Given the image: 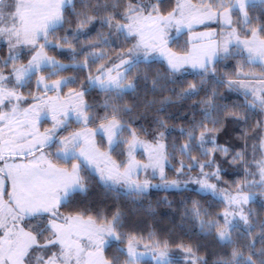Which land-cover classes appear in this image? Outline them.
Masks as SVG:
<instances>
[{
  "label": "snow or ice",
  "instance_id": "6c2138e0",
  "mask_svg": "<svg viewBox=\"0 0 264 264\" xmlns=\"http://www.w3.org/2000/svg\"><path fill=\"white\" fill-rule=\"evenodd\" d=\"M73 0H0V39L6 38L10 47L30 46L35 55L29 60L28 64L17 68L13 66L16 85L22 84L26 79H30L35 72L42 66L52 64L57 68H63L57 62L49 58L44 49L52 43L49 40L50 35H54L56 30L65 22L64 8L66 4H72ZM160 0H127L122 12H118L120 0H113L111 9L113 15L105 16L101 23L112 26V21L116 16L120 20L115 24V29L123 33L126 29V37L131 36L136 39V43L128 51L129 60H121L122 64L127 65L124 72H117L116 76H108L107 79H100L99 87L110 95L120 98L124 89H134V85L124 84L127 78L126 74L131 72L132 68L139 62L147 61L152 52H159L161 56H167L168 64L172 72H177L183 63L188 62V57H178L174 53L166 52L167 29L175 26L177 32L181 27L192 29L193 23L203 24L206 20L222 21L225 26L232 24V14L234 12L242 13L245 24H250L247 6H264V0H201L199 4L182 2L176 0L175 8L162 16L159 14L158 3ZM103 8L108 10L107 3L100 4L97 0L96 11ZM84 19L79 21L80 27L92 22L95 17L81 13ZM251 38L241 40L236 28L231 31L221 33L223 39L217 42L213 39L216 33H201V37H208L210 50L200 48L193 50L192 67H199L204 72H208V65L213 61L240 57L245 63L255 65L261 68L264 73V24L260 27L249 30ZM247 36L248 33L246 32ZM43 39L44 43H39ZM67 43V39L64 38ZM16 59V57H11ZM7 66V62L3 65ZM111 72V69L108 70ZM103 73V67L101 68ZM44 78L41 77L39 83ZM11 81L0 72V122H4L7 128H0V264H32L33 252L37 248L47 249L48 245L58 246V252H53L51 257L44 260L43 256H36V264H115L118 257L112 261L104 259L100 254L107 243L105 234L112 240L120 241L121 237L116 235L115 229L120 223V215L113 216L112 222L108 225H98L95 220L89 217L84 219L82 214L75 216H63L58 214V208L61 204L67 202L73 195L86 192V187L82 183L81 171H87L93 174L99 171L100 181L106 186L120 184L121 182L131 191L137 193L144 192L148 185L147 181L139 183L132 179L135 171L139 168L159 167L161 179H164L163 165L160 164L162 158L157 150L150 154L148 165H139L132 159V154L137 147H143L141 142L135 139L136 132L132 131V142L122 139L125 125L117 119V114L121 111L127 113L129 108H121L115 103L105 102L104 108L111 107V119L108 115L103 117L107 124H101L98 129L89 131L87 125L93 117L88 114L89 105L84 104L83 93H76L75 96L80 99V103L71 109H66L63 105L50 103L49 110L52 113L53 126L45 130L41 135L36 127L41 119H47L48 112L42 109H24L21 116L19 104H13V99L19 101L21 97L16 93L15 87L9 88ZM67 80H57L51 86L45 85L46 90L56 91L62 86H66ZM95 83V81H93ZM232 81L229 82L231 87ZM261 83L264 84V75L261 77ZM244 87L247 88L246 85ZM195 86L184 94L191 96L196 94ZM249 93H246V95ZM254 100L252 106L259 102L261 108H264V89L261 95L256 96V89L250 93ZM59 100V97H57ZM11 106L10 111L4 109ZM73 117L77 123L85 126L83 131L72 132L70 135L60 139L58 133L67 131ZM206 119L211 120L208 113H205ZM215 125L216 120H211ZM203 127V123L200 125ZM195 127L193 128V133ZM97 134L107 135V146L109 152L101 153L93 137ZM196 139L194 134L189 135V140ZM200 147L207 140L206 132L200 133ZM128 144L129 161L123 172H120L121 165L111 161L110 152H115L122 144ZM55 147V153L52 155L64 164H71V168L58 167L44 153L43 149ZM163 148V145H159ZM185 145L184 148H189ZM217 150V149H213ZM227 152V149H218ZM184 151V149H182ZM40 152L37 156L35 153ZM123 154V153H121ZM207 155V152L203 153ZM240 154H237L239 157ZM107 160L112 167L110 169L100 168L99 159ZM76 161V163H72ZM211 162H209L210 165ZM90 166H95L90 171ZM259 174L261 176L260 186L264 188V160L257 163ZM185 165L181 164V169ZM191 168L193 165H188ZM205 165H200L201 170ZM203 174V173H202ZM205 177L208 174H203ZM212 175H216L213 173ZM111 182V185L109 184ZM204 189L214 190L215 185L207 183V180H198ZM10 184L11 190H8ZM171 187L178 186L173 181ZM253 198V194L240 195L229 198V205H236V211L240 214L239 219L249 226V216L244 215L242 205L248 203ZM196 216L200 215L198 208L194 209ZM233 215V219H229ZM28 220L25 226H20V222ZM235 215L225 212L223 225L217 231L218 241L225 245H232V233L238 229V224L234 222ZM32 221H35L33 223ZM61 221V222H58ZM218 222H201L202 230L207 228L209 232L217 228ZM264 231V224H261ZM27 229V230H26ZM49 236L44 245H38V236L45 233ZM86 240V243L84 242ZM250 253L245 256L243 252L233 248L230 257L217 261V264H264V247L259 252L254 246L249 244ZM191 254V248L187 249ZM128 260L126 264H136L137 254L134 251L133 244L129 241L127 249ZM258 256V260L254 259ZM158 264H168L167 254L160 253Z\"/></svg>",
  "mask_w": 264,
  "mask_h": 264
},
{
  "label": "trees",
  "instance_id": "16d2710c",
  "mask_svg": "<svg viewBox=\"0 0 264 264\" xmlns=\"http://www.w3.org/2000/svg\"><path fill=\"white\" fill-rule=\"evenodd\" d=\"M99 3H107L108 10L100 8L97 13V0H73L72 4H67L64 8L65 22L54 35H51L59 46L46 47L49 56L57 58L62 63H68L67 67L58 70L52 77L66 78L67 75L75 77L74 81L63 87L62 92L70 87L84 89L86 103L92 104L90 109H95L97 117L102 120L105 115L110 117L112 112L111 107L104 108L106 101L121 108H129L131 111L127 113L121 111L117 118L126 127H131L136 135L164 143L169 160L166 170L169 177H177L186 182L191 175L200 178L207 172L211 173L210 181L217 188L228 191L236 190L240 182H246L250 186V183L260 179L256 165L262 161V155L255 158L253 152L257 151L258 146L261 148L259 138L263 133L254 143L256 150L252 148L253 152L249 151L247 156L244 153L243 158L247 160L243 171L246 170L245 173L248 174L253 171L252 175L247 174L250 176L248 178L238 169L241 158L237 157L236 151L243 149L238 147L235 149L220 139L224 129L229 131H227L229 136H224L229 140H235L245 139L264 127H261L262 124L258 120L264 117V112L251 105L252 96L237 92L239 89L235 88L233 83L231 87L229 86V82L237 77L234 74L238 66L245 64H235L234 59L229 58L215 61L208 72L203 70L172 72L161 60L150 58L136 64L128 73L125 81L132 82L134 89L123 91L120 98L95 87L88 88L86 72H92L104 61L110 62L115 59L116 50L130 45V39L126 40L125 35L115 29L117 21L125 23L119 16L112 21L111 27L101 23L103 17L113 15L111 9L113 0H99ZM126 3L127 0H120L121 5L117 11L122 12ZM173 4L174 0H160L157 7L159 12L165 13ZM81 13L95 19L80 27L79 21L84 19L83 15H79ZM262 13L264 16V12ZM64 38L67 39V43L64 42ZM172 44L181 48L177 46V42L175 44L171 42ZM237 58L240 57H235ZM258 72L264 75L261 69ZM30 79L26 81L24 88L32 84ZM193 85L196 94L185 95L184 93ZM245 111L248 112L244 114ZM205 113L218 123L214 125L211 120L206 119ZM234 120L241 121V128L232 129L231 126L235 123H231ZM201 123L203 127L200 126ZM261 131L263 132V129ZM201 132H206L207 136L202 147L199 146ZM190 134L195 135L194 141L189 140ZM185 145L190 147L184 148ZM204 148L210 150L207 155L201 151ZM213 149H227V154L229 150H235L225 159L226 156H223L225 152L217 153V150ZM182 163L185 165L183 169ZM188 165L193 167L189 168ZM200 165H205L203 170ZM213 173L218 177L212 175ZM91 177L90 175L84 179L86 192L73 195L67 202L61 204L60 208L65 213L95 217L101 215L110 220L119 214L120 223L116 228L121 239L114 241L117 248L125 249L123 239L135 238L141 242L142 250L166 253L168 264H193V261L196 264H217V261L229 258L233 248L248 256L249 244L254 246L257 253L264 247V231L260 227L264 224V197L252 199L244 206L243 213L249 216L251 229L249 230V226L240 220L237 223L238 229L232 233L233 244L225 245L217 238V231L223 225V218L220 219L219 212L223 211L225 204L223 205L222 200L220 203L218 197L210 192H203L189 184L178 189H151L141 194L122 192L106 187L98 179ZM195 208L200 210L199 216L195 215ZM202 221L218 222L217 228H213L211 232L207 228L202 230ZM114 244L111 243L104 249L106 257L111 260L118 257L117 252H121ZM189 248L192 250L191 254L187 251ZM123 253L115 264H126L128 260L126 250ZM253 258L258 260V256ZM136 264L158 263H154L150 258H143L136 261Z\"/></svg>",
  "mask_w": 264,
  "mask_h": 264
},
{
  "label": "rangeland",
  "instance_id": "374dc122",
  "mask_svg": "<svg viewBox=\"0 0 264 264\" xmlns=\"http://www.w3.org/2000/svg\"><path fill=\"white\" fill-rule=\"evenodd\" d=\"M182 2H190L192 4H199L201 2V0H182ZM67 5V4H66ZM65 5V6H66ZM121 5V4H120ZM176 6V0H174V4L172 6V8L168 11V12H159L160 15L162 16H167V14L169 12H171ZM246 10L248 11V15L249 18L251 19V23L250 24H245L244 22V18H243V14L242 13H238V12H234L232 14V24L230 27L225 26L223 24L222 21L217 22V21H209L206 20L205 23L203 24H198V23H193L192 29L189 30L187 27H181L180 31L177 32L176 27L172 26L169 27L167 29V34H166V39L168 41L167 45H166V52H170V53H174L176 56L178 57H188V62L187 63H183L182 66L180 67V70L177 72H184V71H195V72H199L202 71L203 69L196 67L193 68L192 67V63H193V59H192V54H193V50L195 49H200V48H208L210 50V46H209V40L208 37H201L200 34L201 33H216V36L213 37V39L217 42H220L223 37L221 36V33H227L229 31H231V28H236L237 29V33L240 37L241 40L243 39H250L251 35L249 30L252 28H259L261 24H264V16H263V6L261 5H257L256 7H251V6H247ZM261 19H263V21H261ZM257 20V21H256ZM261 21V22H260ZM248 33V35L246 36L245 33ZM125 35V39L129 40L130 39V45L124 49H119L116 50L115 55L116 58L112 59L110 62L104 61L103 64H101L99 67H97L95 70H93L92 72H86V80H88V88L89 87H95L98 88L99 90H102L99 87V81L96 80V77H100V79H107V77L113 76L115 77L117 72H124L125 67H127V65L122 64L121 60H129L130 57L128 55V51L129 49H131L133 47V45L136 43V39H134L131 36H127L126 37V29L125 31L122 33ZM262 38H264V33L260 34ZM49 40L52 41L51 44H49L46 47H51V46H59L58 43L54 40V37H52L51 35L49 36ZM171 42H174V44L177 42V46L176 45H171ZM39 43H44L43 39H41L39 41ZM46 47L44 49V52L46 53ZM35 55V52L31 50L30 46H16L15 48H11L7 39H0V72L3 73V75L5 77H8L9 80L11 81L10 83H8V87L9 88H13L15 87V91L16 93L21 97V99L19 101L13 99L12 103L13 104H19V108H20V115H23V110L24 109H42L43 111H47L48 112V116L47 119H41L36 127L38 128V131L41 135H43L45 133V130L51 129L53 126V120H52V113L49 110V104L50 103H57L60 105H63L64 108L66 109H71L72 107H74L75 105H78L80 103V99H78L75 94L76 93H83L84 94V89L82 90V88L77 87H70V88H66V91L62 92L63 87L62 86L60 89L56 90V91H50V90H46L45 89V85H49L51 86L55 81L57 80H67L68 83H71L72 81L75 80V77H69L67 75L66 78H54L52 77V74H56L58 72V70L63 69L65 67L68 66V63H62V61L58 60L57 58L53 57V56H49L47 53L46 55L55 60L57 62L58 65H63V68H57L55 66H53L52 64H48L47 66H42L41 69L37 72H35V74H33L31 76L30 79V86L27 88H24V85L26 83V81L28 79H26L25 81L22 82V84L20 85H16L15 82V75L13 74V66L20 68L22 66H25L28 64L29 60L32 58V56ZM11 57H18L20 58V60L18 62H14L13 63V59H11ZM150 58H157L159 60H161L169 70H171L169 64H168V59L167 56H161L160 53L157 52H152L149 56L148 59ZM232 60L234 59V63H243L245 65H241L238 66L236 73L234 74L237 77L233 78L234 82V86L235 88H238L239 90L237 92L240 93H251L253 89H256V96H260L261 95V90L264 89V84L261 83V77L263 74H260L258 72V70H260L261 68L255 65H249L247 63H245L241 58H231ZM10 61H12V66L10 68ZM5 62H7V66L4 67L3 65L5 64ZM215 61H213L212 63H210L208 65V68L212 67L213 63ZM103 67V73L101 72V68ZM111 69V72H109L108 70ZM44 70V71H43ZM172 71V70H171ZM128 75V73L126 74V76ZM43 77L44 79L39 83L38 85V81H40V78ZM93 81H95V83H93ZM124 84H133L130 81H123ZM244 85L247 86L244 87ZM130 89H124L123 91H127ZM251 95V94H250ZM252 96V95H251ZM57 97H59V100H57ZM252 101L254 100V97L252 96ZM83 103L87 104L85 101L84 96L82 97ZM251 101V103H252ZM87 105H89V110H88V114L90 116L93 117L92 121L86 126L87 130L92 131L95 129H98L100 127L101 124H107L106 120H102L101 118H98L95 109H90L92 107V104L88 103ZM252 105V104H251ZM254 108H259L262 110V112H264V108H261L259 105V102L257 101L256 104L253 106ZM11 106H9L8 108L4 109L5 111H10ZM94 111V112H93ZM248 111H245L244 114H246ZM112 117H108V119L110 120ZM101 119V120H100ZM119 120V118H117ZM261 122V127L264 126V117H261L260 119ZM120 121V120H119ZM121 122V121H120ZM122 123V122H121ZM235 123L234 125H232V129L234 130V128L238 129L241 128V121H237L234 120L231 124ZM0 128H4L5 133H7V128L5 127L4 122H0ZM85 129V126L81 123H77L75 121V118L73 117L72 121L70 122V126L68 127L67 131H60L58 133V136L60 139H63L65 136L70 135L72 132H77V131H83ZM229 129V127H228ZM263 129V132L261 131ZM261 130H257V133H252L250 136L246 137L245 139H239L236 138L235 140L231 139L229 140L226 136L224 135H228L229 136V131L226 129H224V132H219L222 133L220 135V139L222 138V142L229 143L231 145V147L233 148H241L243 150H239L236 151V153L240 154V161H239V167L238 169L240 170L241 173L246 174V177H250L247 176L248 173H245V171H243L245 164H246V160L247 158H243V156H245L246 154H248V152L250 151L251 153L253 152L252 148H254V151L256 150V144L254 145V143L258 140V136H260V141H261V148L258 146L257 151L253 152L255 153L254 157L258 158V155H262L261 158L262 160H264V127ZM134 131L131 127H125V130L123 132L122 135V139L128 141V142H132L133 141V137L131 135V132ZM228 131V132H227ZM218 133V134H219ZM259 133V135H257ZM219 138V137H218ZM96 146L99 148V151L101 153H105V152H109L108 146H107V135H101V134H97L93 137ZM135 139L139 142H141V144L143 145V147H137L133 154H132V159L134 160V162L138 163L139 165L143 166V165H148L150 163H152L153 161H150L149 157L150 154H152L153 150H157V152L159 153V155L162 157L160 159V164L163 165V172H164V179H161V173H160V169L159 167L155 168V170L153 169V167H148V168H139L137 171L134 172L132 179L139 182V183H143L144 181L148 182V187L147 189L144 191H149L151 189H178L181 187H185V186H193L194 188L198 189V190H202L203 192H210L212 195H214L216 198L218 197V199L221 200L223 202V205L225 206L223 211L219 212V217L221 219L224 218V214L225 212H230L233 213L235 215V223H238L240 221L239 219V213L236 211V205H229V198L230 197H237L239 198L240 195H248V194H253V198L255 200L260 199L261 197H264V188H262L260 186V182H261V178L260 179H256L254 181V183H250V186H248L246 184V182H240L238 185V188L234 191H228L226 189H221V188H215L214 190H209V189H204L201 187L200 183H197L198 180H207V183L209 184H213L215 185L213 182L210 181V175L211 173H205L208 174L207 177H205V175H202L200 178H196L195 176L191 175V177L189 178L188 181L184 182L181 179H177V177H169L167 175V168L169 166V160L166 154V149L164 146V143L160 140H148L145 139L142 136H138L136 135ZM219 140V139H218ZM103 142V143H101ZM244 143V146H243ZM103 144V145H102ZM159 145H163V148H160ZM251 148V150H250ZM233 149V150H235ZM232 150V151H233ZM44 153L47 155L48 159H50L54 164H56L58 167H68L69 169L71 168V164H64L62 161H59L55 158L54 155H52V153H55L56 148L53 147L51 149H43ZM202 153L204 152H209L210 150H206L205 148L202 150ZM216 151V150H214ZM232 151L229 150L228 154H224L223 156H226V158L229 157V154L232 153ZM220 152V150H217V153ZM123 153V154H121ZM245 153V155H244ZM37 156L40 155V152H36L35 153ZM234 154V152H233ZM110 157H111V161H114L116 164L121 165L120 167V172H123L128 164L129 161V156H128V144H122L119 148L116 149L115 152H110L109 153ZM247 156V155H246ZM222 159H224L223 157H221ZM220 159V160H222ZM224 159V161H226ZM72 163H76V161H72ZM99 167L100 168H105L110 169L112 167V165L105 159L101 158L98 161ZM0 166H2V164H0ZM95 166H90V171L92 170V168H94ZM242 169V170H241ZM253 171L249 172L248 175H252ZM259 174V173H258ZM81 178H82V183L84 182V179H87L88 176H90L89 172L87 171H81L80 173ZM91 178L95 177L96 179H99L100 173L99 171H95L93 174H91ZM216 177H218L217 175H215ZM173 181H176L178 186L176 187H171L168 185H171ZM101 182V181H100ZM85 183V182H84ZM83 183V184H84ZM102 183V182H101ZM109 184L111 185V182H109ZM245 184L247 186H245ZM85 185V184H84ZM237 185V184H234ZM110 187L122 191V192H131V193H137L135 191H131L129 190L122 182L120 184H115V185H111ZM8 190L10 191V184L8 186ZM142 192V193H144ZM141 194V193H140ZM251 199V200H252ZM249 203V202H248ZM246 203V204H248ZM242 205L243 210H244V206L246 205ZM61 206V205H60ZM58 208V214L63 217V216H75L77 214H70V213H65L61 210V208ZM244 214V213H243ZM84 219L87 220L89 217H91L93 220H95L97 222L98 225H108L112 222V220L104 218V216L101 215H97V217L95 216H89V215H83ZM229 219H233V215H229L228 217ZM33 223H35V221H32ZM61 222V221H58ZM28 223V220H24L20 222V226H25ZM27 230V229H26ZM115 233L116 235L118 234V230L117 228L115 229ZM49 236V233H45L43 236H38L37 240H38V245H44L46 243V240ZM105 238L107 243L105 244V246L103 247V250L101 251V255L104 257V259L108 260V261H112L110 258H107L104 252V249L106 248L107 245L113 243L115 240H112L110 237L107 236V234H105ZM132 238V237H131ZM124 241V246L125 249H123L122 247H116L115 244V248H117L119 251H121L120 253H118V257H122L121 255H123V251L125 252L126 250V255H127V249H128V244L129 241L132 242L133 244V248L135 253L137 254L136 257V261L143 259V258H150L154 263H158V257L160 256V252L159 253H152V252H148L145 250L141 249V242H139L137 239L132 238V239H123ZM86 243V240L84 241ZM117 242V241H116ZM59 247L58 246H52V245H48L47 249H41V248H37L36 251L33 252V261L32 264H36L35 261V257L36 256H40L42 255L44 260H47L51 257L53 252H58ZM128 259V256H127ZM193 264H196V262L193 261Z\"/></svg>",
  "mask_w": 264,
  "mask_h": 264
},
{
  "label": "crops",
  "instance_id": "0c3cea01",
  "mask_svg": "<svg viewBox=\"0 0 264 264\" xmlns=\"http://www.w3.org/2000/svg\"><path fill=\"white\" fill-rule=\"evenodd\" d=\"M19 60H20V58L17 57L16 59L13 60V63L14 62H18ZM13 63H12V61H10V68H11V66H12Z\"/></svg>",
  "mask_w": 264,
  "mask_h": 264
}]
</instances>
